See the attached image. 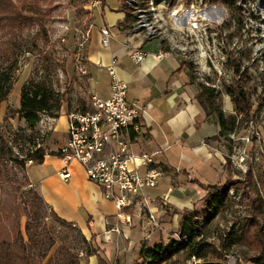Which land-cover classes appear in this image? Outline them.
Returning a JSON list of instances; mask_svg holds the SVG:
<instances>
[{
	"label": "rangeland",
	"instance_id": "374dc122",
	"mask_svg": "<svg viewBox=\"0 0 264 264\" xmlns=\"http://www.w3.org/2000/svg\"><path fill=\"white\" fill-rule=\"evenodd\" d=\"M36 1L41 4L45 15L47 40L34 38L39 34L36 24L17 30L13 35L0 29V91L1 87L8 89L7 96L0 102V131L13 151V159L6 162L7 177L0 178V241L14 240L19 231L27 240L26 228L30 223L31 233L40 240V252L46 254L44 260L37 257L36 264H85L88 241L84 240L85 236L78 227L64 225L51 215L49 207L55 209V205L46 197L61 199L68 188L57 180L49 191L40 190L48 206L35 216L32 201L37 190L29 184L27 173L29 165L35 163L27 160L29 153L40 147L48 153L57 151L56 145L61 141L66 119L63 117L56 123L54 132V121H50L52 116L41 113L40 122L31 127L20 109L23 88L41 83L60 95V115L89 108L92 95L89 75L77 70V56L79 42L93 22V13L88 0ZM103 1L104 16L99 9L93 10L96 29L104 23L103 18L107 23L112 21L110 17L117 19L119 13L115 10L122 8V0ZM159 1L162 2L160 7H167L168 0ZM260 4L264 5V1ZM215 6L218 10H226L225 20L221 25H215L214 33L209 35L205 44L201 45L200 40L191 41L187 34L181 39L161 11L162 28L156 39L168 52L184 60L197 83L215 89L222 98L223 111L224 99L227 96L231 98L229 85L245 91L250 98V115H243L237 134L239 137L248 134L250 142L243 145L240 140L224 137L229 153L234 146L245 149V164L240 168L229 159L227 161L230 173L224 184L229 201L213 222L204 228L206 257L189 259L185 251L163 264H230L225 250L229 255L240 254L241 264H253L250 261L253 250L241 245L224 250L223 238L233 226L239 227L253 216L262 220L264 229V19L259 20L257 37L252 32L254 29L244 26L241 10L231 9L221 0H215ZM261 9L258 4L259 14H264ZM201 47L208 50L210 57L201 59ZM82 58L87 64L84 54ZM15 160L23 164H17ZM237 196L241 197L240 200ZM33 252L37 255L39 249L35 248Z\"/></svg>",
	"mask_w": 264,
	"mask_h": 264
},
{
	"label": "crops",
	"instance_id": "0c3cea01",
	"mask_svg": "<svg viewBox=\"0 0 264 264\" xmlns=\"http://www.w3.org/2000/svg\"><path fill=\"white\" fill-rule=\"evenodd\" d=\"M89 9L93 13V22L83 34L89 33L83 50L89 86L92 94L104 98L110 96V75L106 65L116 58L118 76L128 83V100L145 107L132 150L151 154L155 165L164 169L157 187L147 189L145 194L148 199L145 206L159 216L162 229L151 228L147 216L136 206L126 208L124 215L119 216L115 203L104 196L98 184L88 179L79 164L70 166L72 175L64 180L60 176L64 162L57 155L47 153L44 162L30 164L27 173L31 185L39 191H49L57 180L68 188L61 199L46 197L54 202L55 209L49 207L51 210L73 223L93 243L96 251L85 258V264H135L141 260L143 242L168 244L169 239L178 236L184 212L202 211L207 194L203 185L225 183L230 173L227 165L229 148L224 144V136L220 135L217 114L207 112L201 104L197 97L200 84L182 58L168 52L157 39L140 42L121 30L119 24L127 15L121 7L115 10L119 13L117 19L110 17L112 21L107 23L103 18L104 23L97 29L94 9ZM99 12L104 16L102 10ZM104 25L112 32L108 49L101 44V27ZM138 46L149 53L141 63L135 62L130 55L131 47ZM159 52L169 55L157 59L154 54ZM224 110L229 114L234 110V103L228 96L224 99ZM63 117L66 126L56 145L58 148L66 141L67 114L60 115L53 123L55 132L56 123ZM164 197L168 201L166 208L156 204ZM127 217L131 218L130 222ZM149 234L151 240H146Z\"/></svg>",
	"mask_w": 264,
	"mask_h": 264
},
{
	"label": "built area",
	"instance_id": "2783aa9c",
	"mask_svg": "<svg viewBox=\"0 0 264 264\" xmlns=\"http://www.w3.org/2000/svg\"><path fill=\"white\" fill-rule=\"evenodd\" d=\"M261 1L264 0H239L244 26L254 29L255 31L252 32L256 33L257 37L259 36V20L264 19V14H258V4ZM88 4L91 9L102 10L104 1L88 0ZM122 5L129 10L132 19L121 22L119 28L140 42L153 40L148 31L138 24V14L133 11L132 1L122 0ZM215 9V0H168L167 7H160L166 22L170 27H174L181 39L184 38V34H187L192 38L191 41L200 40L201 45L208 42L209 35L214 33L212 29L215 25H221L225 20L226 10ZM218 15H221L220 19L215 18ZM111 37V29L106 25L102 26L101 44L104 48L110 47ZM88 40L89 33L83 35L78 45L77 70L81 74L88 72L87 64L82 58ZM127 44L128 42L125 43ZM130 55L135 62L141 63L149 53L138 46L131 47ZM166 55L169 54L167 52L154 54L157 59ZM200 57L201 59L210 57L208 50L201 47ZM106 68L110 75V96L104 98L98 94H92L88 109L67 114L66 141L56 151L58 157L64 162L60 176L64 180L69 179L72 175L70 166L81 165L88 179L98 184L104 196L115 203L119 216L124 215L126 208L136 206L140 208L139 211L142 214L147 216L148 225L151 228L162 229L159 216L145 206L148 202L145 194L147 189L157 187L164 175V169L155 165L151 154L136 153L132 150L135 134L141 129L139 119L145 112V107L128 100V83L118 76L116 58H113ZM231 114L236 116V124L228 133V139L240 140L243 145L247 144L250 142V136L247 134L239 137L237 134L243 114L235 110ZM50 121L55 122L56 118L53 117ZM244 150L242 147L234 146L228 154L229 160L240 168H243L242 164H245ZM240 198L237 196V200ZM156 204L166 208L167 198L157 200ZM126 220L130 222L131 218L127 217ZM177 238L182 239L179 235ZM146 240H151V234L146 237ZM225 252L230 264H241L240 254L229 255L227 251Z\"/></svg>",
	"mask_w": 264,
	"mask_h": 264
},
{
	"label": "trees",
	"instance_id": "16d2710c",
	"mask_svg": "<svg viewBox=\"0 0 264 264\" xmlns=\"http://www.w3.org/2000/svg\"><path fill=\"white\" fill-rule=\"evenodd\" d=\"M222 2L231 9L238 10V0H222ZM105 4V3H104ZM123 11L126 12V17L123 21L132 19L131 13L122 5ZM39 26V34L34 38L43 37L48 39L47 29L45 25V15L42 12L41 4L36 0H0V29L6 30L10 35L15 31L22 30L33 25ZM239 68L236 69V73ZM0 102L5 99L8 94V89L1 87ZM228 92L231 95L235 106V111L248 117L250 111V98L247 97L242 88L229 85ZM207 110V112H215L220 120L221 132L220 135L227 137L236 124V116L233 114L226 115L222 108V98L215 92V89L200 84V92L197 96ZM62 108L60 95L52 88L45 84H32L25 86L21 95V109L25 119L31 127H35L41 120V113H47L54 118L60 116L59 112ZM84 108L83 110H86ZM46 152L43 148H37L32 153L27 155V160H33L37 164H42L45 160ZM48 154L57 155V152ZM13 151L6 139L0 131V178H6V162L12 160ZM17 161V164L23 162ZM31 184V182H29ZM207 190L205 197V207L202 212L186 211L182 215L179 236L181 240L174 238L170 243L163 242L149 245L145 242L141 246L140 261L135 264H163L172 259L181 252H187L189 259H202L206 257L204 228L209 225L217 217L228 204L227 186L225 184L203 185ZM33 193V211L35 216H39L48 206L43 200L39 190ZM210 209V211H209ZM51 215L59 222L67 226H75L73 223L67 222L60 218L55 211L51 210ZM28 217H30L28 215ZM204 220V221H203ZM262 220L258 216H253L247 219L241 226H233L223 238L222 246L225 249L231 248L233 245L247 246L254 251L250 257V261L254 264H264V229ZM27 240L19 231L16 238L12 241H0V264H36L37 257L46 258V254L41 253L40 240L37 236L31 233L30 223L27 225ZM85 241L88 239L85 237ZM39 249L37 255L33 250ZM87 256L92 255L96 249L93 243L88 241ZM227 251V250H225Z\"/></svg>",
	"mask_w": 264,
	"mask_h": 264
},
{
	"label": "bare ground",
	"instance_id": "6f19581e",
	"mask_svg": "<svg viewBox=\"0 0 264 264\" xmlns=\"http://www.w3.org/2000/svg\"><path fill=\"white\" fill-rule=\"evenodd\" d=\"M131 1L133 6V11H136V14H138V24L142 25L145 28V30L148 31L151 39L158 38L162 28V24L160 22V14H159L160 5L162 2L161 1L158 2V0H131ZM259 7L262 8L261 11L264 10V5L259 4ZM259 12L260 11L258 10V14ZM215 18L220 19L221 15H218ZM231 255H238V254L233 253ZM228 260L229 257H227V263Z\"/></svg>",
	"mask_w": 264,
	"mask_h": 264
}]
</instances>
